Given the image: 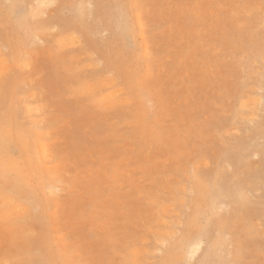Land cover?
<instances>
[{
	"label": "bare ground",
	"instance_id": "1",
	"mask_svg": "<svg viewBox=\"0 0 264 264\" xmlns=\"http://www.w3.org/2000/svg\"><path fill=\"white\" fill-rule=\"evenodd\" d=\"M233 1L227 5L238 0ZM252 1L258 4L251 0L241 4L246 13L238 22L233 17L232 30H223L226 33L221 36L220 30L212 34V22L216 21L212 12L210 30L204 20L186 19L176 34L183 44L181 54L164 75L163 53L159 59L164 63L154 51L159 50L154 49L157 45L152 46L159 33L153 32L155 23H151V5L147 7L146 0H0V264H91L97 260L91 253L98 244L120 256L116 263L110 258L107 264H237L241 251L247 248L243 232L251 235L258 225L254 221L263 218L264 233V0ZM202 4H190L194 14L190 17L207 20L210 13L201 17L197 10L203 9ZM225 7L227 13L231 11ZM223 16H219L221 22L227 20ZM180 20L186 21L178 18V26ZM53 43L59 51H54ZM164 48L161 51L165 52ZM170 48L176 50L175 46ZM204 48L213 56L230 57L237 77L241 75L236 81L237 108L232 105L225 121L232 117L238 120L232 128L242 134L232 144L212 151L211 157L205 150L192 154L180 148L182 137L194 133L178 126V112L164 93L174 86L179 95L185 87L184 102L192 104L195 95L189 96L195 92L196 82L193 85V77L176 81L175 67L186 68L188 62L204 65L199 53ZM41 51L52 57L53 63L44 79L30 80L18 69L33 68V78L39 65H33L31 59ZM40 70L43 72V67ZM209 76L199 81L208 86ZM53 87L57 99L49 94ZM69 96L75 101H69ZM62 97L70 108L63 114L52 108L55 105L49 106V101ZM77 110L93 120L94 137L99 132L103 139H111L101 144L91 141L103 148L97 158L100 161L92 157L94 166H88L89 158L85 161L81 155L91 144L82 143L84 123L78 122L74 134L59 130L71 122L69 118ZM64 127L73 130L75 125ZM168 140L176 161L185 153L193 159L201 156L203 166L175 167L181 164L178 161L173 167L166 165L170 156L163 143ZM127 143L136 144L131 152L125 149ZM203 143L207 145L206 137ZM118 148L126 153L121 159L116 155ZM160 152L166 156L161 160L154 157ZM147 155L153 156L149 159L153 163L145 170L143 159ZM182 168L185 170L174 177ZM137 170L144 172L142 179L132 178ZM150 177L157 185L155 190L137 185ZM127 185L154 207L151 217L144 215L141 221L144 233L137 225L133 240L119 245L111 228L116 225V215L109 214L106 221L108 208H102L100 198L109 191L107 197L116 204ZM123 198H129L128 194ZM93 199L97 200L94 207L88 204ZM87 207L98 211L88 215ZM82 211L90 221L84 219ZM130 213H126L127 225L134 222ZM201 213L208 214L205 221ZM74 216L89 228L79 225ZM92 238L97 244L85 243Z\"/></svg>",
	"mask_w": 264,
	"mask_h": 264
},
{
	"label": "rangeland",
	"instance_id": "2",
	"mask_svg": "<svg viewBox=\"0 0 264 264\" xmlns=\"http://www.w3.org/2000/svg\"><path fill=\"white\" fill-rule=\"evenodd\" d=\"M211 1H213V2H211ZM232 1L233 0H209V1L208 0H197V1L196 0H150V1L146 0L147 7L149 6V4L151 5L150 6L151 8L150 7L148 8L149 9L148 11L150 13V14L148 13V15H150L152 17L151 23L152 22L155 23V25L153 27V32L155 35L157 33H159V35L158 34L156 35L157 37L155 38V44L152 46L157 45L156 47H154V49L159 48V50L155 49L154 51L157 54L158 60L160 62H163L164 61L163 59H165V63H167V65H168L167 68H165L166 64L163 62L165 65L164 66L165 70L162 69L163 71H161V69H160L161 65H160V67L157 66L159 73L161 71L162 73L164 72L163 73L164 75H166L170 71V70L168 71V69H170V65L174 63L175 58L177 57V59H179V55L181 54L180 53L181 47L183 44L181 41L177 40V38H180V37L176 38V36H177L176 34L178 32H181L182 28H184V26H185V25L183 26V24H186L185 22H187V20L191 19L192 22L197 21L198 23H200L204 20L203 22L209 23V24L207 23V25H205L206 29L208 28V30H210L211 26L214 24V27H212V30H213L212 34L213 35L219 33V36H221L222 34L226 33L225 31L228 29H229L228 31H231L232 30V27H231L232 24L230 25L231 19L234 20L233 17H235L236 22H238L240 19H242L243 14L246 12L244 10V7H241L242 6L241 4L245 5V3L249 0H238L236 2L234 0L233 2H235V3L230 4L234 8H231L230 5H229L230 6V8H229V6L227 4L232 2ZM186 2H188L189 4ZM197 2L205 4V6L202 4L203 9L197 8V10L199 12H201V14H202L201 17H203L204 15L207 16V13H210V12H212L214 15H212V13L208 14L209 16H207V20L205 18H203V19H200V17L197 18L196 15L190 17L191 8L195 7ZM251 2L257 3V2H254L252 0H251ZM193 3H194V5H192L193 6L192 7L190 4H193ZM171 6H172V10L170 9L171 10L170 11L169 8H171ZM176 6L179 7L178 10L175 8ZM222 6H223V8H222ZM225 6H227L229 10L231 9V11H228V13H227L226 12L227 9H225L226 8ZM164 8H165V10H164ZM218 8H220V10H218ZM239 8L241 9V11L243 10V12H241ZM200 9H201V11H200ZM206 9H208V11H206ZM215 9H216L215 12L217 14L214 13V11H213ZM156 10H158V11H156ZM225 13H227V15ZM237 13H239V14H237ZM186 14H188L187 15L188 17L186 16ZM236 14H237V16H235ZM191 15H194V14H191ZM210 15H212V17L214 16L213 18L216 20L215 22H212L213 24L210 23L212 20ZM223 15L227 16V17H225V19H227V20H224V21L222 20V22H221L220 19H222L221 17ZM219 16H221V17H219ZM178 18L183 19V20L187 19V20L183 21V23L180 20V24L178 26V23H179L177 21ZM216 18H218V19H216ZM175 23H176V25H175ZM231 23H233V21ZM149 27L151 28V26H149ZM178 27L180 30H178ZM163 28L164 29H171V30H166L168 32L167 33V32H164L165 30ZM161 29L163 30V33L161 32ZM217 30L218 31L220 30V31L218 32ZM223 30H225V31H223ZM216 32H218V33H216ZM161 34H164V35H161ZM165 34L167 35L168 38L166 37ZM182 40L184 41V39H182ZM53 46H54L55 52L60 50L57 43H53ZM164 46H165V48H164L165 52H163L164 50L162 49ZM172 46H173V48L175 46V48H176L175 51L173 49H172V51L168 49ZM160 48L163 51H161ZM64 51H66V50H64ZM64 51H61V52H64ZM169 53L171 55L172 54L173 55L170 57V56H168ZM199 53H200V56L202 57L201 59L205 62L204 65H201L200 63L199 64L196 63L195 65H193V64L188 62V65L186 68L183 67V65H179V66L175 67V69H177L176 73H178L177 78L179 79V80L176 79V81H180L183 77L184 78H192L193 77V85L196 82V86H197V87H195L196 90H193L195 92H193V94H191L189 96V97H192L193 95H195L194 99H192V104L191 105L189 104V106H187V104L184 102V100H185L184 97L186 98V96H187L186 92H184L186 90L185 87H182V89L178 95V93L174 89H172L174 86L172 87L171 85H169V87L171 86L172 88H168L167 92L164 91V93H165V96L169 99L170 103L173 102V106L170 105L171 108L172 109L174 108V110L178 112V117H179L178 126L181 127V129H185V127L187 128V130L192 129V131L194 133L191 137H188V138L182 137V139L179 141L180 148L185 149V150L189 149L188 151L191 152L192 154L194 152H196V153L198 152V154H199L200 150H205L208 153V156L211 157L212 153H213L212 151L218 150L220 147H224L225 145L232 144L234 142V140L236 139V136H240L242 134V132H239L236 129H234L235 127L232 128L233 125L236 126V124L240 123L238 120H236L232 117L231 119L229 118V120L225 121V118L227 116L228 117L230 116L229 115L230 110L233 108H237V106H236L237 102L235 99V95L239 92V85H238V83H236V81H237V79L239 80V77H241V75L239 77H237V70L234 68L235 64L230 62L232 60V59H230V57L227 58L226 56H223L222 54H216L215 56H213V55L209 54L211 52H208L205 48L203 49V52L201 50V51H199ZM202 53H204V56ZM36 54H37V56H36ZM41 54H43V55H41ZM44 54L46 55L47 53H45L44 51H41V52H36L32 56L31 60L33 61L32 62L33 65H34V63H37V65H39L37 67L38 71H36V73L37 74L39 73V75L35 74L34 75L35 78L33 76H32L33 78H31V70H33V68L31 70L28 69L29 71L28 70L23 71L20 68V69H18L19 72L25 73L26 77H29L30 80L35 79V80L41 81L42 79H44L46 74L48 73L49 68H50L49 64L53 63V58L50 56L48 57V54H47L45 56V57H47V60H46L43 57ZM161 54L163 56H161ZM164 54H166V56H164ZM214 54H215V52H214ZM160 56L162 58L163 57L164 58L159 59ZM168 58L171 60L174 58V60L170 61ZM85 59H87V58H85ZM222 60H224V61L222 62ZM39 62H40V64H39ZM41 63H43L42 66H40ZM209 65L212 66L213 68L210 67ZM40 67H43V69H44L43 72H42V70H40ZM198 68H200V69H198ZM211 68H212V70H211ZM173 69L174 68L172 67L171 71H173ZM39 70H40V72H39ZM166 71H167V73H166ZM187 72H188V74H187ZM205 72H206V74H205ZM208 75H211V76H209V78H211V81L209 82L210 85L208 84V86H206L204 83H201L199 81V79L203 80V77H207ZM219 77H220V79H219ZM141 78H142V80H144V78L142 76H141ZM222 78H225V80H223ZM206 83H207V81H206ZM48 91L50 92L49 94H50L52 99H57L59 97V96H57L56 87H53L52 89H48ZM229 95H231L230 98H229ZM69 101H75V99L69 96ZM178 103H181V104H178ZM50 104L55 105V107L52 106V108L53 109L55 108V111H59L61 114H63L62 112L67 111V109L70 110V108L68 106V102H66V97H62V99L60 101H55V102L49 101V106L51 107ZM60 104H62V105H60ZM232 105H233V108H232ZM198 106H200V107H198ZM62 107L65 109H62ZM75 112H77L76 114L78 116H76V114H72L71 118H69L71 120V122H69V123L67 122L64 125V126H68V125H70V123H72V125H75V128L73 130H71V129H69V127L66 128V127L62 126L61 128H59V130H62V128H63L64 131H71V133L74 134V132L76 131L75 129L77 128L76 126L78 125V122L81 120L80 122L84 123V127H83L82 131L84 133H86V134L83 133V141H82L83 144L91 143V141L96 142V144H101V143L105 142L106 140H111L110 138L103 139L102 137H104V136L103 135L100 136L99 132L96 133L97 137H94L93 131L96 129L93 127V120H91L90 117H88V116L80 114L79 110H77ZM93 115L98 116L97 113H93ZM101 117H102V115H101ZM101 117H99L100 120H101ZM85 119L88 121L84 122L83 120H85ZM198 123H200V124H198ZM243 125L244 124H240V126H243ZM224 127H225V129H224ZM172 128H174V127H172ZM193 128H194V130H193ZM227 128H228V131H227ZM224 130H225V132H224ZM197 132H199V134L201 132L202 136L204 135V133H206V135L204 137H206L207 145H205L203 143L204 137H202L199 134H196ZM65 134H67V133H65ZM91 134H92L93 138H91L92 137ZM207 134H208V136H207ZM105 137H107V136H105ZM67 138H68V136H67ZM84 139L87 141L85 142ZM63 140L66 141V138L65 139L63 138ZM113 140H115V139L113 138ZM221 141L223 143H221ZM113 142L115 144L118 143L117 141H113ZM121 143H123V141H121ZM93 144L94 143L92 142L91 144H89L90 146L88 147V149L81 152L82 153L81 155L85 156V158L83 157V159L85 161L89 158V160L92 162L93 156H95L97 159L101 155L100 153L103 150V148L101 149L100 145L95 146L96 144L95 145H93ZM124 144H125V142L123 143V145ZM135 145L136 144H134V143L133 144L127 143L125 145V149L131 152V150H132L131 147H133ZM163 145H164V147L167 146L166 151L169 152L170 157L167 156V157H169L168 162H167L169 164L166 163V165H169V167H173V165H175L177 161H178V163H181V164H178V166H175V167L185 166V167H188V169H189L191 167L193 168L196 164H198L197 166H200V165L203 166V164H202L203 158H201V156L196 158V159H193V157L190 154H185V153L182 154V156H180L176 161V156H175L176 152L172 150L173 146H172L171 140L166 141L165 143H163ZM128 146H130V147H128ZM104 148H106V147H104ZM121 150L124 152H122ZM177 150H179V149L177 148ZM117 152L119 155L117 154ZM147 152H150V150H148ZM93 154H95V155H93ZM125 154H126L125 150H123V149L118 148V150L116 151V155L120 159L122 157H124ZM198 154H197V156H198ZM120 155H121V157H120ZM145 155L146 154L140 155L139 158L142 159V156H145ZM195 155L196 154H194V156ZM154 157L155 158L157 157L159 160H161V158H164L166 156H164L160 152L159 154L158 153L155 154ZM119 158H117V159L120 160ZM150 158H153V156ZM150 158L147 155V158L144 157V159H143V166H144L143 168L145 170L150 168V163L151 164L153 163V161L151 162L149 160ZM201 159H202V161L200 162L199 160H201ZM72 160H75V159L72 158ZM89 160H87V165L88 166H94L93 162L91 163ZM97 160L100 161L101 159H97ZM212 163H211L210 167H213V165H215L214 163L213 164ZM159 167L162 168L163 166H159ZM163 169H164V167H163ZM183 170H185V169L184 168L177 169V172L173 173V176L178 177L179 173H181ZM150 172L148 171L146 174H150ZM143 173L144 172L142 170H137V173H134V176L132 178L135 179L134 177L140 176L136 180L142 179L144 176ZM155 176H156V174H155ZM151 177H154V176H151ZM151 177H150V179L148 178L144 182H138L137 185L144 186L146 188V190H150V191L155 190L157 188V185L151 183ZM144 179H145V177H144ZM173 184L177 186L176 183H173ZM178 185L182 186L181 184H178ZM104 192H105L104 196H106V197L100 198L102 200L101 205H102L103 209L105 207L108 208V210L106 211L107 214H105V216H107L106 221L109 220V214H110V216H111V214L112 215L114 214V216L116 215V217H115V224L116 225L111 227V228L115 230V234L119 238L118 244L120 245L123 242L132 241L133 238L137 235V233L133 232L137 225H138V230L143 232L142 228H144V227H143L141 221L144 219L145 216H148V218L151 217L152 212H153V207H154L153 204L148 202L146 199H144L143 196L140 195L141 193H138L135 188H132L129 185L126 186L124 193L122 192V194L120 195L119 201L118 202L116 201L117 205L115 204V201H113L111 198L107 197V194L110 192L106 191V190ZM125 193L128 194L129 198H127V199L123 198L125 196ZM255 196H257V195H255ZM104 201L107 203H105ZM122 201H124V202H122ZM96 202H97V200L93 199L88 204H91V206L94 207V204L96 205ZM112 204H114V205H112ZM111 205H112V207H111ZM86 209H87L88 215H90V214L93 215V213H92L93 210L98 211L97 208L90 210V208L88 209V207H87ZM103 209H100L101 215H102ZM104 210H106V209H104ZM128 211L131 212L130 215L133 216L134 222H128V225H127L125 223V217H126V213ZM83 213H84V211H82V216L84 217V219L86 221H90L87 214H83ZM74 218L79 225L86 224V228H89V226L86 222H82L76 216H74ZM104 218L105 217L103 216L102 219H104ZM200 218H201V220L205 221L208 218V214L207 213H201ZM254 223L258 224V225L253 227V231H252L251 235H247L246 233L243 232V235H244L243 238L244 239H242V240H243V242H246L247 248H244L241 251L240 259L237 260V264H264V233L261 232V230L263 229V226H262L263 218H260V221H259V219L255 220ZM237 228L241 229V222L239 223V227H237ZM99 234H101V233H99ZM87 242L97 244V242L93 238L88 239L85 243H87ZM100 245L101 244H98L97 247L93 248V250H92L91 254H93V257H95L97 260H96V262L91 263V264H107V262L110 258L116 263L120 259L119 254H117V255L110 254V253L106 252L104 250V248L98 247ZM103 251H104V253H103Z\"/></svg>",
	"mask_w": 264,
	"mask_h": 264
}]
</instances>
